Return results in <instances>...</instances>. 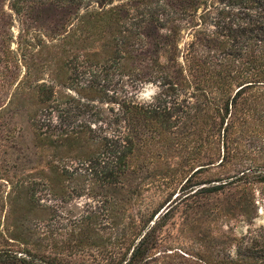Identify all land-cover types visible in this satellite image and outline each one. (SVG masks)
Masks as SVG:
<instances>
[{
  "label": "trees",
  "instance_id": "16d2710c",
  "mask_svg": "<svg viewBox=\"0 0 264 264\" xmlns=\"http://www.w3.org/2000/svg\"><path fill=\"white\" fill-rule=\"evenodd\" d=\"M115 75L160 94L110 95ZM17 116L42 140V182L7 175ZM258 181L264 0H0V264H264V238L224 253L230 237L212 234L215 260L161 233L176 213L202 235L248 217ZM41 183L95 201L63 239L39 225L57 209L41 206Z\"/></svg>",
  "mask_w": 264,
  "mask_h": 264
},
{
  "label": "rangeland",
  "instance_id": "374dc122",
  "mask_svg": "<svg viewBox=\"0 0 264 264\" xmlns=\"http://www.w3.org/2000/svg\"><path fill=\"white\" fill-rule=\"evenodd\" d=\"M14 33H17V27H13ZM46 36L42 35V41L45 40ZM191 38L189 34H183L180 41V46H183L185 40ZM14 46V43H12ZM89 78L88 74H81L75 79L74 86L75 89H79V84L86 83V79ZM126 76L122 79L119 78V75H115L111 82H105L106 91L108 94H114L121 96L125 93H132L137 91L140 94V98L151 99L154 96L160 94L161 88L158 85L153 83H145L143 86L135 87L132 86L129 81H125ZM50 75L47 70L42 71V76L39 81H49ZM103 83V80H100ZM134 85V84H133ZM67 91L75 93L73 87H67ZM161 97L163 96L160 95ZM42 116V115H41ZM14 123L16 125L22 124V129H16L14 135L15 147L10 148V161L12 166L7 172V175L11 177L14 181L20 177H31L40 180L42 182V176L35 174V167H43L44 158L42 157V140L38 141L34 138V129L29 123L25 120L23 116L15 117ZM37 143V144H36ZM71 165V164H69ZM75 182H71L73 185ZM158 192V191H157ZM37 198L41 203V206H50L55 209V216L51 218L52 209L43 210L42 215H44L46 220L39 223L43 229H56L59 232L58 238L63 239L67 235L68 228L70 227L71 219L74 215H79L90 205H94L95 201L92 197H89L85 194L71 195L66 196L65 198H56L50 193L42 190V183L38 185ZM252 197L254 199L255 207H250L248 210V217L236 216L229 219H220L218 224L212 228V230L205 232V235L198 234V230L195 228H185L183 225L182 216L179 213H176L174 217L170 218L167 224L162 228L161 233L164 236L166 244H170L171 247L175 250L187 249L193 255L195 253L209 255L210 258L221 259L224 257V252L221 250L224 247L225 252L233 253L238 246L242 248L246 245H258L264 238V182H256L253 185ZM223 197V196H222ZM69 209V210H68ZM249 209V207H248ZM70 211V212H68ZM208 222V219H204V222ZM214 229V230H213ZM223 234L228 235L230 238L222 237L216 243L217 246L222 252L216 253V248H208V242L212 234ZM203 236V238H202ZM207 241V242H206ZM60 244V243H59ZM43 248V246H42ZM182 252V251H180ZM224 252V253H225ZM182 264H186L183 263ZM195 264V263H191Z\"/></svg>",
  "mask_w": 264,
  "mask_h": 264
}]
</instances>
